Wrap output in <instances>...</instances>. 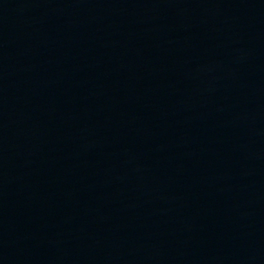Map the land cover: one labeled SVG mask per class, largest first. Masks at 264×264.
<instances>
[{
  "label": "water",
  "instance_id": "obj_1",
  "mask_svg": "<svg viewBox=\"0 0 264 264\" xmlns=\"http://www.w3.org/2000/svg\"><path fill=\"white\" fill-rule=\"evenodd\" d=\"M0 264H264V0H0Z\"/></svg>",
  "mask_w": 264,
  "mask_h": 264
}]
</instances>
